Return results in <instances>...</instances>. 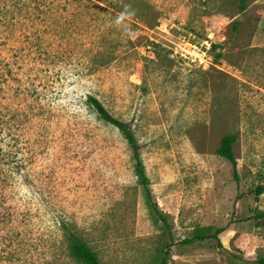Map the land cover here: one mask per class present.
Wrapping results in <instances>:
<instances>
[{"label":"rangeland","instance_id":"1","mask_svg":"<svg viewBox=\"0 0 264 264\" xmlns=\"http://www.w3.org/2000/svg\"><path fill=\"white\" fill-rule=\"evenodd\" d=\"M209 36L204 63L175 51ZM90 94L134 132L173 238ZM226 134L235 172L216 151ZM0 146L16 213L0 264H82L62 221L102 264H157L168 243L167 264H257L264 0H0ZM194 234L210 235L183 242Z\"/></svg>","mask_w":264,"mask_h":264},{"label":"trees","instance_id":"2","mask_svg":"<svg viewBox=\"0 0 264 264\" xmlns=\"http://www.w3.org/2000/svg\"><path fill=\"white\" fill-rule=\"evenodd\" d=\"M215 44H213L214 47ZM87 102L89 105L96 110L98 115L104 119L105 121L115 125L125 138L127 139L130 147L133 151V157L135 160V170L136 174L139 178V181L144 186L148 198L151 200L152 207L154 208L155 212L159 216V218L164 222L167 232L169 234L170 238H173L172 236V224L169 222L167 218V214L159 207L158 203L154 200L153 197V191L150 185L149 177L146 173V169L141 157V153L138 148V142L136 139V136L134 132L128 127L127 123L118 117L114 116L106 107L105 105L100 101L98 97L95 95H88ZM235 136L234 134H226L224 135L219 142V145L216 149L217 153L226 159H228L234 169V172L237 168V158L235 156L234 150H233V143H234ZM3 148L0 146V158L3 155ZM4 169L0 167V230L6 226V223L10 221V219L13 217L14 210L11 208L12 206L6 202L5 195L2 191V188L7 185V175L4 173ZM263 190L262 186H259L257 191L261 192ZM261 215H264V211L261 212ZM61 228L63 229L66 237V248L68 251V254L71 258L74 260L81 262L82 264H102L101 260L99 258V255L95 249H93L81 236H79L75 230H73L67 222L62 221L61 222ZM222 230V228H217L213 233H211L213 236L218 235V233ZM208 235H199L194 234L191 237H186L183 239L184 243H191L194 240H200L205 239L208 237ZM171 244H167V251L162 255L160 258V261L157 264H167L168 263V250L170 249ZM255 261L257 264H264V254L259 253Z\"/></svg>","mask_w":264,"mask_h":264},{"label":"built area","instance_id":"3","mask_svg":"<svg viewBox=\"0 0 264 264\" xmlns=\"http://www.w3.org/2000/svg\"><path fill=\"white\" fill-rule=\"evenodd\" d=\"M214 40H212V36L208 38H204L200 43L201 46H197L196 43L190 42L189 48L176 49L181 56L189 58L191 60L198 61L199 63H204L209 59L210 52L212 50Z\"/></svg>","mask_w":264,"mask_h":264}]
</instances>
